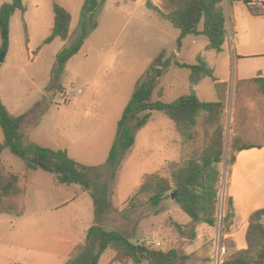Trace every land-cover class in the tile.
Returning <instances> with one entry per match:
<instances>
[{
  "label": "rangeland",
  "instance_id": "1",
  "mask_svg": "<svg viewBox=\"0 0 264 264\" xmlns=\"http://www.w3.org/2000/svg\"><path fill=\"white\" fill-rule=\"evenodd\" d=\"M99 1L97 26L61 69L58 54L78 36L86 0H23L25 11L17 10L11 18L10 43L0 63L3 103L12 116L27 114L22 124L25 143L65 148L76 161L95 167L91 173H82L85 180L99 174V181L109 185L113 207L104 221L107 228L128 232L134 242L153 248H180L190 255L189 264H222L234 248L221 219L216 227L200 222L197 238L191 240L180 236L173 225L175 220L187 223L190 218L172 196L158 213L149 203L136 208L127 203L146 174L203 149L207 140L203 112L198 117L197 138L185 142L168 116L153 111L121 162L113 167L107 160L136 83L164 50L170 65L153 93L154 100L172 101L193 89L202 101H224L219 212L225 214L227 160L237 152V145L231 147L233 139L264 144V94L252 81L264 77V14L253 13L243 0L231 1L227 10H235L236 23L230 19L224 49L218 52L206 48L204 35H188L179 46V30L149 5L162 6L161 0ZM5 2L11 0H0V6ZM54 3L71 12L70 34L66 40L57 37L45 44L54 25ZM198 56L214 70L216 81L210 76L197 84L190 81V69L179 64L197 63ZM3 137L0 126V143ZM0 171L18 174L26 191L15 200L19 209L25 207L23 215L0 212V264H66L70 256L62 250L68 243L61 237L80 232L95 217L90 192L81 183H58L55 174L46 170L27 169L9 148L1 154ZM113 254L108 248L100 264H112Z\"/></svg>",
  "mask_w": 264,
  "mask_h": 264
},
{
  "label": "trees",
  "instance_id": "2",
  "mask_svg": "<svg viewBox=\"0 0 264 264\" xmlns=\"http://www.w3.org/2000/svg\"><path fill=\"white\" fill-rule=\"evenodd\" d=\"M161 1L162 6L152 3L149 5L162 19L170 21L179 30L180 34L177 38L179 46L188 35H204L208 39L207 49L223 51L228 34L227 4L234 0ZM243 1L253 13L264 14L252 9L248 5L249 0ZM99 6V0H86L78 36L58 54V66L61 69L80 51L92 29L97 26L94 17ZM53 9L54 25L52 33L44 40L45 44L51 43L57 37L66 40L70 34L71 12L58 3H54ZM17 10L25 11L23 0H11L0 6L2 48L9 46L10 22ZM169 65L170 59L165 58L163 50L136 83L132 96L118 121L116 138L107 163L114 167L121 162L135 144L136 132L149 122L153 111H160L168 116L185 142L197 138L198 117L203 112L207 138L203 149L200 152L194 151L184 161L167 162L162 171L146 174L127 203L133 208L149 203L155 207L154 212L158 213L164 200L175 192L174 199L190 218L187 223L173 221L180 236L194 240L197 238V226L200 222L216 227L219 219L224 233H231L236 228L237 220L235 199L230 193L231 170L237 152L227 160L229 181L226 184V212L222 216L219 212L223 182L222 163L225 154L224 101L222 99L202 101L193 89L190 93L172 101L154 100L153 93ZM179 65L190 69L189 79L193 84L199 83L206 76L216 81L214 70L201 56L197 57V63ZM252 81L264 94V77H255ZM26 116V113L12 116L0 96V126L4 136L0 143V157L3 150L9 148L23 159L27 169H43L51 172L55 174L58 183H81L94 200L95 222L88 229L84 243L78 245L77 251L73 252L67 264H99L101 256L108 248L115 251L112 262L122 264H189L190 255L180 248L171 247L167 250L153 248L145 243L134 242L128 232L107 228L104 221L113 207L108 183L100 182L99 174L93 179L85 180L82 172L91 173L95 167L76 161L65 148L54 149L33 142L25 143L22 124ZM240 139L236 137L231 143L232 148L237 145L236 151L253 146L261 147L240 143L238 142ZM25 192L18 174L14 172L4 174L0 171V212L23 215L25 207L19 209V203L15 200ZM263 216L264 208L256 209L250 214L246 231V248L238 249L234 237L227 238L230 246L234 248V254L222 264H264Z\"/></svg>",
  "mask_w": 264,
  "mask_h": 264
},
{
  "label": "crops",
  "instance_id": "3",
  "mask_svg": "<svg viewBox=\"0 0 264 264\" xmlns=\"http://www.w3.org/2000/svg\"><path fill=\"white\" fill-rule=\"evenodd\" d=\"M227 8H228V4H227ZM227 17L229 24L231 18L235 19V23H236V16L234 9H232V12L230 11V13H228L227 10ZM233 121H235V117H233ZM246 144L260 145L261 147L253 146L250 148H244L237 151L235 164L233 165L231 170L230 193L234 196L235 199L237 220H236V228L233 230V232L229 233V235L234 237V239L236 240L238 249H243L247 247L246 231L249 223L248 220L250 214L256 209L264 208V144H257V143H246ZM94 222H95V217L91 219L89 223L84 225V227L80 232L79 231L78 233L72 232L71 237H66V238L61 237V240L63 242L66 240L68 243L65 249L62 250V252L66 253L68 257L69 256L71 257L72 251L78 245L82 244L85 241L87 236V231L90 228V226L94 224ZM262 222L264 223V216L262 218ZM52 250L54 253H58L59 251V249H52ZM114 256H115V251L114 254L112 255L111 263L112 264L119 263V262H112ZM61 263L65 264V261ZM128 264H132V263H128Z\"/></svg>",
  "mask_w": 264,
  "mask_h": 264
},
{
  "label": "built area",
  "instance_id": "4",
  "mask_svg": "<svg viewBox=\"0 0 264 264\" xmlns=\"http://www.w3.org/2000/svg\"><path fill=\"white\" fill-rule=\"evenodd\" d=\"M248 5L259 12H264V0H249ZM262 7V8H257ZM153 243H157V245H160L161 242H157L156 239L152 240Z\"/></svg>",
  "mask_w": 264,
  "mask_h": 264
},
{
  "label": "water",
  "instance_id": "5",
  "mask_svg": "<svg viewBox=\"0 0 264 264\" xmlns=\"http://www.w3.org/2000/svg\"><path fill=\"white\" fill-rule=\"evenodd\" d=\"M5 56H6V48H3L0 52V63L3 62L5 60ZM171 196L174 198L175 197V192H173L171 194Z\"/></svg>",
  "mask_w": 264,
  "mask_h": 264
}]
</instances>
